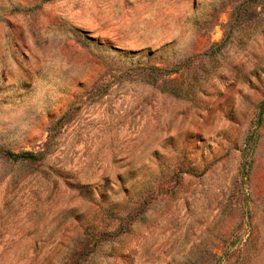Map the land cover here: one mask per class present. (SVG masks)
Wrapping results in <instances>:
<instances>
[{"label": "rangeland", "instance_id": "rangeland-1", "mask_svg": "<svg viewBox=\"0 0 264 264\" xmlns=\"http://www.w3.org/2000/svg\"><path fill=\"white\" fill-rule=\"evenodd\" d=\"M0 264H264V0H0Z\"/></svg>", "mask_w": 264, "mask_h": 264}, {"label": "trees", "instance_id": "trees-1", "mask_svg": "<svg viewBox=\"0 0 264 264\" xmlns=\"http://www.w3.org/2000/svg\"><path fill=\"white\" fill-rule=\"evenodd\" d=\"M25 153L23 154H15L14 157H21L22 155H24Z\"/></svg>", "mask_w": 264, "mask_h": 264}]
</instances>
